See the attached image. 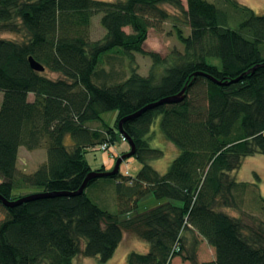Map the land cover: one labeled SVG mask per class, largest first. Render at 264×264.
Returning a JSON list of instances; mask_svg holds the SVG:
<instances>
[{"label": "trees", "instance_id": "16d2710c", "mask_svg": "<svg viewBox=\"0 0 264 264\" xmlns=\"http://www.w3.org/2000/svg\"><path fill=\"white\" fill-rule=\"evenodd\" d=\"M222 1L223 8L208 0H185V7L181 0H0V31L23 32L19 41L0 38V195L7 199L22 197L12 195L20 188L77 190L89 172H105L93 169L84 153L111 147L123 136L120 119L185 86L180 101L121 123L141 167L135 175L118 169L106 176L115 181V212L86 195L98 178L79 195L10 207L0 201V264H76L77 255L105 263L124 230L148 244L144 253L129 252L125 264H169L176 256L189 264H264V222L227 211L240 210L248 185L232 173L244 157L264 155V15ZM98 14L104 35L91 40ZM170 17L188 28L184 34L174 25L183 52L161 58L144 51L148 29ZM133 53L152 58L147 75L131 68L122 77L101 67L109 54L132 62ZM29 57L44 71L33 70ZM108 111L116 112L113 127L101 117ZM157 119L178 149L163 174L149 164L162 153L148 144ZM19 147H44L45 161L19 175ZM149 194L160 203L120 219ZM255 201L264 212L260 193ZM195 236L213 248V260L196 262Z\"/></svg>", "mask_w": 264, "mask_h": 264}, {"label": "rangeland", "instance_id": "374dc122", "mask_svg": "<svg viewBox=\"0 0 264 264\" xmlns=\"http://www.w3.org/2000/svg\"><path fill=\"white\" fill-rule=\"evenodd\" d=\"M109 1V0H106ZM216 3L219 7L223 8L225 2L222 0H208ZM237 4L245 5L251 8L256 14L264 15V0H232ZM185 7V0H181ZM165 8L171 14H177L176 11L170 7ZM100 15L92 17L90 24V38L91 40H100L104 35L103 28L99 25ZM177 24L182 27L184 34H188V28L182 26L183 24L177 21L174 17L158 23L157 27H151L148 29L146 40L143 43V50L146 52H153L158 54L161 58H169L174 52H183V46L180 44L176 37L175 27ZM129 31L128 28H126ZM23 36V32H10L0 31V38L11 39L19 41ZM103 67L105 70H113L122 77L128 75L131 68L141 75H147L152 67V58L147 55L139 53H133L132 62L121 54H109L103 58ZM214 61V60H213ZM161 68H156V72L159 73ZM44 75L48 78H56L58 74L51 72H44ZM29 100L32 99V95H28ZM2 100V92L0 91V103ZM116 112L108 111L102 114L103 123L106 126L113 127ZM149 147L160 150L161 156L155 158L149 162V164L158 173L163 174L170 162L178 155V149L170 142L164 139L160 128L159 119H157L151 127L150 134L148 136ZM68 143V140H66ZM115 151H121L128 148L127 142H121L120 137H117V141L110 147ZM96 148H92L84 153V158L90 165H95L97 161L102 158V153L106 151H94ZM93 150V151H92ZM116 160V159H115ZM45 161V148H37L34 150H28L24 147L18 149V157L16 166L18 174H26L33 172L41 163ZM141 167L140 161L135 157L130 156L124 160L120 166V172L127 171L130 175L135 173ZM232 175L235 180L246 182L248 184L245 189L240 193L241 207L239 211L227 209V211L235 216H241L248 222L257 223L264 222V212L258 210L255 203V196L260 193L264 198V155L254 154L242 159L240 166L235 170ZM253 184V185H251ZM115 181L109 177H100L92 184H90L85 191L86 195L94 199L103 208L115 212ZM35 189H14L12 191L13 196L26 195L29 192H33ZM160 202L155 199L151 194L140 200L134 210L131 212L122 213L120 219H125L134 215L135 213L143 212L149 208H152ZM195 259L196 262L211 261L214 259V250L199 236H195ZM189 248V247H188ZM190 249V248H189ZM148 250V244L138 239V237L127 230L123 231L122 240L119 243L113 256L105 263H99L95 257H83L77 255L74 259L76 264H125L127 254L131 251L144 253ZM185 254V253H183ZM169 264H189L188 261L183 260L181 256L173 257Z\"/></svg>", "mask_w": 264, "mask_h": 264}, {"label": "water", "instance_id": "95a60500", "mask_svg": "<svg viewBox=\"0 0 264 264\" xmlns=\"http://www.w3.org/2000/svg\"><path fill=\"white\" fill-rule=\"evenodd\" d=\"M28 61H29V65L30 67L37 71V72H43L44 71V66H42L40 63H38L37 61H35L33 58L29 57L28 58ZM211 80H213L214 82L220 84L219 81H216L214 80L213 78L209 77ZM225 84V83H224ZM185 91V86L175 95H172V96H168V97H165V98H162L156 102H153V103H150L146 106H144L143 108L139 109L138 111L122 118L119 120L118 122V125H119V132L121 135L124 136V138L126 139V142L130 148V150L126 153H123L121 155H119L116 160H115V163H114V166H113V169L110 170V171H105V172H100V171H91L89 172L86 177L84 178L83 182L81 183V185L79 186V188L75 191H72V192H42V193H33V194H29V195H26V196H22V197H19L17 199H7L5 197H3L2 195H0V201L2 204H4L5 206H14V205H17V204H20V203H23V202H26V201H29V200H33V199H36V198H41V197H52V196H56V195H68V196H74V195H79L83 192L84 188L86 187L88 181L90 179H94V178H100V177H106V176H109V175H112V174H115L118 169H119V165L121 164V162H123L126 158L132 156L134 153H135V145H134V142L132 141V139L130 137H128L121 129V123L126 120V119H129V118H132V117H136L138 116L139 114H141L143 111L149 109V108H152L154 106H157L159 104H162V103H174V102H178L182 99L183 97V93Z\"/></svg>", "mask_w": 264, "mask_h": 264}, {"label": "crops", "instance_id": "0c3cea01", "mask_svg": "<svg viewBox=\"0 0 264 264\" xmlns=\"http://www.w3.org/2000/svg\"><path fill=\"white\" fill-rule=\"evenodd\" d=\"M99 152H101V151H99ZM117 155H119V152L110 148L106 152L102 153V158L99 161H97V163L95 165H90V166L93 169H96V168H99L100 166H102L105 171H109L113 168L114 163H115V157Z\"/></svg>", "mask_w": 264, "mask_h": 264}, {"label": "built area", "instance_id": "2783aa9c", "mask_svg": "<svg viewBox=\"0 0 264 264\" xmlns=\"http://www.w3.org/2000/svg\"><path fill=\"white\" fill-rule=\"evenodd\" d=\"M121 140L125 141V138L122 136ZM98 149H100L101 151H107L108 147L105 144H102V145L98 146Z\"/></svg>", "mask_w": 264, "mask_h": 264}, {"label": "bare ground", "instance_id": "6f19581e", "mask_svg": "<svg viewBox=\"0 0 264 264\" xmlns=\"http://www.w3.org/2000/svg\"><path fill=\"white\" fill-rule=\"evenodd\" d=\"M29 94H31V93H29ZM29 94H28V95H29ZM31 95H32V94H31ZM32 99H33V95H32ZM32 99H31V100H32ZM28 100H29V98H28ZM19 148H20V147H19ZM31 194H33V193H31ZM27 195H29V194H27ZM23 196H26V195H23Z\"/></svg>", "mask_w": 264, "mask_h": 264}]
</instances>
